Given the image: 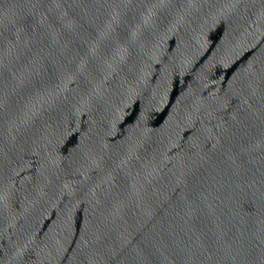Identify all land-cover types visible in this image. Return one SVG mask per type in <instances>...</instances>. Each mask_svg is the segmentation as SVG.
Here are the masks:
<instances>
[{"label":"water","instance_id":"water-1","mask_svg":"<svg viewBox=\"0 0 264 264\" xmlns=\"http://www.w3.org/2000/svg\"><path fill=\"white\" fill-rule=\"evenodd\" d=\"M0 264H264V0H0Z\"/></svg>","mask_w":264,"mask_h":264}]
</instances>
